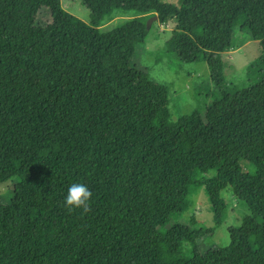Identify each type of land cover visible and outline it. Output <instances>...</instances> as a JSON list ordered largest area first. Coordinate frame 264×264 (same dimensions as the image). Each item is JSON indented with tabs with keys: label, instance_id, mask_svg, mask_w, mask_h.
<instances>
[{
	"label": "trees",
	"instance_id": "trees-1",
	"mask_svg": "<svg viewBox=\"0 0 264 264\" xmlns=\"http://www.w3.org/2000/svg\"><path fill=\"white\" fill-rule=\"evenodd\" d=\"M81 1L89 23L60 0H0V185L20 178L0 205V264H264V55L247 88L223 91L221 75L239 39L264 51V0ZM43 12L44 40L20 51L26 16ZM154 13L175 25L157 60L208 64L216 90L204 116L173 121L168 87L131 68ZM117 16L129 18L99 29ZM73 182L91 190L87 210L65 206ZM200 187L217 226L227 189L250 214L204 254L214 229L177 222Z\"/></svg>",
	"mask_w": 264,
	"mask_h": 264
},
{
	"label": "rangeland",
	"instance_id": "rangeland-1",
	"mask_svg": "<svg viewBox=\"0 0 264 264\" xmlns=\"http://www.w3.org/2000/svg\"><path fill=\"white\" fill-rule=\"evenodd\" d=\"M64 11L77 17L85 23L90 21V11L81 0H60ZM165 4L181 8L183 0H161ZM150 24L149 36L144 45L136 47L131 60V68L144 72L150 81L166 85L169 90V110L171 118H178L197 112L204 116L212 103L211 94L216 90L211 80L206 62L196 64H181L174 59L162 57L157 60V53L165 50L174 29L172 21L161 22L156 13ZM129 17H113L101 26L102 32H109L118 27ZM153 18V17H152ZM50 21L45 12L38 16H26L23 23V40L20 51H36L44 40L45 25ZM237 47L221 54L222 60V90L236 92L247 88L251 80L247 77L248 67L264 55L260 42L242 41L239 39ZM240 42L242 44L240 45ZM244 172H253V168L244 167ZM215 171L205 178H212ZM20 178L13 177L0 185V205L10 204L16 197ZM226 201L222 223L217 226L211 205L204 187L192 190L187 197V205L183 212L177 214V222L190 229H214L212 236L200 241L197 252L204 254L208 250L227 247L230 243L228 230L230 228L243 229L249 226V211L245 203L237 200L229 189L221 193ZM185 254L191 256V245L184 244Z\"/></svg>",
	"mask_w": 264,
	"mask_h": 264
},
{
	"label": "clouds",
	"instance_id": "clouds-1",
	"mask_svg": "<svg viewBox=\"0 0 264 264\" xmlns=\"http://www.w3.org/2000/svg\"><path fill=\"white\" fill-rule=\"evenodd\" d=\"M92 197V192L88 186L81 182L71 183L64 196V204L69 209L80 208L87 210Z\"/></svg>",
	"mask_w": 264,
	"mask_h": 264
},
{
	"label": "water",
	"instance_id": "water-1",
	"mask_svg": "<svg viewBox=\"0 0 264 264\" xmlns=\"http://www.w3.org/2000/svg\"><path fill=\"white\" fill-rule=\"evenodd\" d=\"M154 18H155V17L150 18V19L147 21L146 26H147L148 29L150 28V24H151V22H152V19H154Z\"/></svg>",
	"mask_w": 264,
	"mask_h": 264
}]
</instances>
